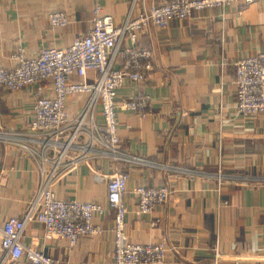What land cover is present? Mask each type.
<instances>
[{"label": "crops", "instance_id": "obj_1", "mask_svg": "<svg viewBox=\"0 0 264 264\" xmlns=\"http://www.w3.org/2000/svg\"><path fill=\"white\" fill-rule=\"evenodd\" d=\"M161 1L97 4L120 25ZM94 4L0 0V65H11L17 45L34 54L66 47L86 35ZM53 12L67 13L71 24L51 27ZM139 43L154 53L151 79L129 84L116 96L120 103L144 93L151 104L144 119L116 111L118 147L140 159L120 164L128 173L126 241L176 249L168 251L163 264H264V115L236 112L234 66L264 52V3L198 11L190 19L171 20L165 28L151 26ZM43 87L47 83L14 92L0 88V134L12 136L28 127L34 98ZM98 122H103L100 115ZM95 163L107 175L117 166L107 159ZM39 184L38 159L10 139H0V225L9 217L22 218ZM138 185L166 186L171 195L151 214L137 213L133 190ZM55 192L58 200L99 201L107 208V182L95 181L85 166L62 177ZM95 222L102 233L82 237L75 246L44 239L37 221L27 224L22 242L60 264H112L114 211L108 208ZM10 264L30 263L22 257Z\"/></svg>", "mask_w": 264, "mask_h": 264}, {"label": "built area", "instance_id": "obj_2", "mask_svg": "<svg viewBox=\"0 0 264 264\" xmlns=\"http://www.w3.org/2000/svg\"><path fill=\"white\" fill-rule=\"evenodd\" d=\"M94 0L91 29L75 37L66 47H49L30 54L17 45L10 55L11 65H0V88L19 91L40 83L34 98L33 115L24 131L10 139L38 159L40 184L35 198L22 218L9 217L0 225V264L27 258L30 264H60L42 251L23 244L25 227L32 221L43 226L44 239L66 240L75 246L82 237L97 236L102 227L95 222L108 208L114 211L112 264H163L168 251L164 243L135 244L126 241L128 173L121 163H140L118 147L116 111L121 108L144 119L151 110L150 98L138 93L118 103L117 93L129 84L142 85L151 79L154 53L139 41L151 26L165 28L173 19H190L198 11L218 7H243L264 0H162L139 15L117 25L104 15ZM51 27H66L71 17L53 12ZM224 64V63H223ZM222 64V65H223ZM235 110L246 117L264 115V52L237 60ZM91 73L92 77L89 76ZM98 115L103 122H98ZM107 159L116 163L111 175L95 162ZM85 166L95 181H106L107 208L99 201H62L56 198V186L67 174ZM137 213L151 214L164 205L171 189L166 186L138 185L133 190ZM216 258L219 257L215 253Z\"/></svg>", "mask_w": 264, "mask_h": 264}]
</instances>
